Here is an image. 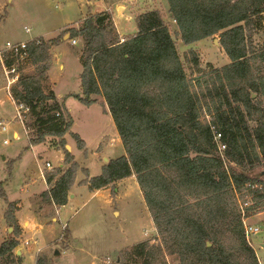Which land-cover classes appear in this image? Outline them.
Returning a JSON list of instances; mask_svg holds the SVG:
<instances>
[{
	"label": "trees",
	"instance_id": "obj_1",
	"mask_svg": "<svg viewBox=\"0 0 264 264\" xmlns=\"http://www.w3.org/2000/svg\"><path fill=\"white\" fill-rule=\"evenodd\" d=\"M168 3L185 44L219 35L230 62L189 78L159 9L138 13V31L124 39L108 10L90 13L78 28L65 31L83 43V93L73 95L85 104L104 97L125 149L84 183L99 190L136 176L166 246L136 243L122 264H170L164 248L174 264H261L246 238L243 212L249 217L264 209V42L255 45L252 38L264 28V0ZM62 39L29 41L28 61L37 74L21 76L11 97L35 117L32 142L56 137V146L64 147L72 115L64 103L47 107L56 95L44 90L50 48ZM193 63L199 64L196 55ZM73 137L82 149L84 140L78 133ZM65 162L69 166L58 176L46 174L45 194L57 206L68 203L79 166L69 152ZM11 206L6 217L13 225ZM18 244L16 236L6 238L0 262L20 264ZM36 264L51 263L43 255Z\"/></svg>",
	"mask_w": 264,
	"mask_h": 264
},
{
	"label": "rangeland",
	"instance_id": "obj_2",
	"mask_svg": "<svg viewBox=\"0 0 264 264\" xmlns=\"http://www.w3.org/2000/svg\"><path fill=\"white\" fill-rule=\"evenodd\" d=\"M107 8L112 9L119 32L127 36L138 31V13L159 9L177 40L189 78L230 62L219 35L185 44L170 16L168 0H0V45L7 40L26 41L38 36L48 42L64 38L68 28H78L90 13ZM26 28L31 30L28 32ZM252 38L255 45L262 44L264 28ZM71 40H63L50 48L52 59L48 79L44 82V90L56 95L47 107L64 103L72 114L73 125L65 135L64 147L56 146L55 141L60 140L56 137L31 141L37 136L32 126L35 117L13 101L8 90L16 86L18 80L10 84L0 65V122L7 125V131L0 130V245L9 237L12 227L11 237L19 240L15 250L23 251L20 264H36L37 258L43 255L51 264H122L124 252L136 243L148 241L166 246L135 175L99 190H92L84 183L102 173L107 163L105 158L123 156L125 149L104 97L97 95V102L85 104L73 95L83 93L80 77L83 43L81 38H77L76 44ZM194 55L199 59L198 65L193 63ZM20 65V77L37 74V67L31 61ZM18 109L22 115L27 114L23 116L27 129L18 118ZM73 133L84 140L82 149ZM66 152L74 156L79 166L69 202L60 207L45 194L49 188L46 174L57 173L58 176L59 169L69 166L65 162ZM48 161L53 166L51 169H45ZM248 198L251 200L252 196ZM10 206L16 217L13 225L6 217ZM245 220L260 228L250 241L260 263L264 264V209H258L249 217L246 215L243 223ZM27 241L30 243L26 244ZM56 250L60 251L58 256H54ZM163 256L174 264L167 248Z\"/></svg>",
	"mask_w": 264,
	"mask_h": 264
},
{
	"label": "built area",
	"instance_id": "obj_3",
	"mask_svg": "<svg viewBox=\"0 0 264 264\" xmlns=\"http://www.w3.org/2000/svg\"><path fill=\"white\" fill-rule=\"evenodd\" d=\"M26 30L29 32L31 29L26 28ZM38 42H40V36L35 37ZM34 39V38H32ZM29 40L26 41H13V40H7L4 44L0 45V63L5 70V73L9 79V83H13L20 78V64L24 63L25 61H28L30 59V50H29ZM73 44L78 43L77 39H72L71 40ZM11 60V63L8 64L7 61ZM11 89V88H10ZM9 91V94L11 96V90ZM20 107H23L22 105H19ZM25 113L29 112L28 107H23ZM23 111V112H24ZM57 115H60V113H56ZM22 113L20 112V109H18V118L20 119L21 123L25 126V120L23 119ZM27 115V114H26ZM25 115V116H26ZM0 130L1 131H7V125L0 122ZM220 137V134H217V138ZM8 140H5L7 142ZM225 145H221L220 149H224ZM46 168L45 169H51L53 166L52 164L48 161L46 162ZM41 169V168H40ZM42 174L44 175V168H42ZM245 212H243V218H245ZM244 227H245V234L248 242L250 245L253 246V244L250 241V237L256 235L259 231L260 228L257 225H252L248 224L246 220L244 221ZM30 241H27L26 244H29ZM254 247V246H253ZM108 264H113L112 262H108Z\"/></svg>",
	"mask_w": 264,
	"mask_h": 264
},
{
	"label": "water",
	"instance_id": "obj_4",
	"mask_svg": "<svg viewBox=\"0 0 264 264\" xmlns=\"http://www.w3.org/2000/svg\"><path fill=\"white\" fill-rule=\"evenodd\" d=\"M70 39V33L69 32H67L65 35H64V38H63V40H69ZM254 97H256V94L254 93V95H253ZM68 148H69V146H68ZM106 159V162H108L109 161V159L108 158H105ZM260 175L264 178V170H262L261 172H260ZM12 227L10 228V231H9V237H11V235H12ZM208 245L210 246L211 245V242H208ZM20 252H18V254H19ZM60 254V251L59 250H56L55 251V253H54V256H58Z\"/></svg>",
	"mask_w": 264,
	"mask_h": 264
},
{
	"label": "crops",
	"instance_id": "obj_5",
	"mask_svg": "<svg viewBox=\"0 0 264 264\" xmlns=\"http://www.w3.org/2000/svg\"><path fill=\"white\" fill-rule=\"evenodd\" d=\"M106 10H108V11H110L111 12V14H112V16H113V19H114V14H113V12H112V9H110V8H107ZM115 21V20H114ZM115 25H116V27H117V30H118V32H119V29H118V25H117V23H116V21H115ZM120 33V32H119ZM120 35L123 37V39H124V37H126L127 35H122L121 33H120ZM62 42V41H61ZM55 46V45H54ZM52 49H53V47H52ZM80 56H81V52H80ZM62 67V66H61ZM53 90H54V87H53ZM55 91V90H54ZM60 99H61V96L60 95H57ZM14 102H16L15 100H13ZM71 114V113H70ZM72 115V114H71ZM15 136H18V133H16L15 132ZM120 137V136H119ZM62 166H64L63 164H60V167H62ZM130 177H132V176H130ZM70 196V195H69ZM69 202V201H68ZM57 206V205H56ZM61 207V206H60ZM27 223H29L28 221H25V224H27ZM20 253L19 254H22L23 253V251L21 252V251H19ZM18 253V252H17ZM24 257V256H23ZM21 259H22V255H21Z\"/></svg>",
	"mask_w": 264,
	"mask_h": 264
}]
</instances>
